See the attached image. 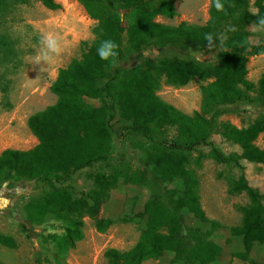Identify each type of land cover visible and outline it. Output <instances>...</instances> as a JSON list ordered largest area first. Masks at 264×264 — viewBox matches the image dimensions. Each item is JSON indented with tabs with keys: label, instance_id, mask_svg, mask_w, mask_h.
<instances>
[{
	"label": "trees",
	"instance_id": "trees-1",
	"mask_svg": "<svg viewBox=\"0 0 264 264\" xmlns=\"http://www.w3.org/2000/svg\"><path fill=\"white\" fill-rule=\"evenodd\" d=\"M6 0H0V5ZM29 0H17L26 3ZM49 10H58L54 0H36ZM88 17L96 22L93 39L83 42L80 57L60 68L50 86L56 101L31 114L26 121L37 139L29 150L5 149L0 154V186L8 182H34L47 189L30 198L19 211V226L33 240V227L47 218L61 223L63 232L50 235L53 257L63 261L83 238V219L95 222L105 232L113 223L99 218L100 208L109 198L119 178L123 183L143 186L150 174L156 182H179L180 189L167 190L162 197L151 195L141 216L145 225L135 245L127 251L107 249L106 264H142L172 254L174 264H214L222 247L212 237L223 229L209 219L200 205L198 179L190 168L193 154L206 148L216 163L241 168L240 161L264 165V150L255 140L264 134V118L258 117L246 128L219 124L224 140L236 145L240 153L225 154L211 140L216 118L226 106H264V72L254 84L247 79L249 58L264 55V32H250L258 17H264V0H223L225 12L209 6L204 25L182 22L176 26L160 24L158 16L177 15V0H77ZM254 7L255 12L251 10ZM233 28V31H229ZM225 33L224 48L217 51L213 64L182 57H143L149 48L209 49L204 34ZM251 36L258 37L253 43ZM106 39L118 45L116 63L131 56L139 58L132 68L115 67L102 61L97 47ZM218 44V42H217ZM205 82L200 87V111L186 114L162 100L157 92L162 83L179 88L190 81ZM88 99H97L93 106ZM118 111L124 129L140 137L134 147L142 153V170L129 166L114 169L110 175H90L93 189L76 194L64 185L73 174L106 162L113 150L111 121ZM173 134H169V132ZM228 193L245 194L248 203L239 207L241 223L229 229L240 239L242 251L232 256L247 261L255 245L264 247V194L248 185L243 174L227 178ZM18 212V211H17ZM197 225L186 227L185 215ZM123 221V220H122ZM0 245L16 249L11 236L0 234Z\"/></svg>",
	"mask_w": 264,
	"mask_h": 264
},
{
	"label": "rangeland",
	"instance_id": "rangeland-1",
	"mask_svg": "<svg viewBox=\"0 0 264 264\" xmlns=\"http://www.w3.org/2000/svg\"><path fill=\"white\" fill-rule=\"evenodd\" d=\"M54 1L60 5V9L49 10L36 0L26 3L6 0L0 5V154L5 149L26 150L34 147L33 137L26 126L27 118L55 103L56 97L50 92V86L58 70L67 66L72 59L80 57L83 42H90L94 37L96 22L88 17L77 0ZM209 6L210 0H177L175 17L158 16L155 21L171 26L182 22L201 26L208 20ZM251 10L256 11L254 7ZM249 31L253 32L250 27ZM47 32L59 35L64 51L54 63L37 65L33 57L39 49L41 36ZM250 40L256 43L258 37L251 36ZM193 52H197V55L194 56ZM186 54L205 64H213L217 59L215 49H189L185 53L175 48H149L142 56L182 57ZM138 63L139 58L136 56L128 57L116 63L109 73H113L115 67L132 68ZM263 72L264 55L249 58L247 79L255 84ZM204 84L199 79L179 88L162 83L157 95L180 111L191 115L200 111V87ZM87 102L93 106L100 105L97 99H88ZM223 109L225 112L216 118L211 140L225 154H239L238 146L224 140L219 124L229 123L237 128H246L258 117L264 118V106L238 105ZM111 127L113 150L110 158L106 162L76 172L64 183L76 194L93 189L90 175H110L114 169L125 166L136 170L143 169L142 153L134 147L140 137L129 134L124 129L117 110L113 114ZM169 134L173 133L170 131ZM255 144L264 150V134L256 138ZM199 152L201 155L198 152L193 154L190 168L195 171L198 179L200 205L209 219L217 221L223 227L212 237L222 247V255L214 264H264V247L260 245L253 247L247 261L232 256L233 253L241 252L242 246L240 239L231 236L229 229L240 225L241 214L238 209L247 205L248 199L245 194H229L226 181L228 177L237 178L243 174L249 186L264 194V165L242 160L240 169L228 167L214 162L208 156V149L201 148ZM27 184L28 187L21 195L7 198V213H0V233L8 231L9 236L15 240L17 247L13 252L19 251L18 264H106L104 253L107 249L127 251L137 242L145 225V218L141 213L151 195L162 197L167 190L181 188L177 181L156 182L150 174L143 186L126 184L119 178L99 212V218L113 221L110 227L100 233L96 230L94 220L85 217L83 238L68 252L63 261H56L53 257V244L48 237L63 232L61 223L47 218L41 225L33 227L34 239L30 240L19 226L21 215L18 218L13 216V212L20 213L26 201L47 190L38 183ZM194 225L197 223L186 214L185 226ZM172 257V254L165 253L159 260L150 259L142 264H174L171 262Z\"/></svg>",
	"mask_w": 264,
	"mask_h": 264
},
{
	"label": "clouds",
	"instance_id": "clouds-1",
	"mask_svg": "<svg viewBox=\"0 0 264 264\" xmlns=\"http://www.w3.org/2000/svg\"><path fill=\"white\" fill-rule=\"evenodd\" d=\"M211 6L215 8L217 12H225V4L223 0H210ZM253 32H264V17H258L250 27ZM229 31H233V28H229ZM227 39L225 33L214 34L208 32L204 34V41L210 50L218 49L219 51H227L224 48V41ZM218 42V44H217ZM119 45L111 39H106L100 42L97 47V55L102 61L111 62L115 65L118 53ZM64 51L61 40L58 34L53 32H47L41 36L39 41V49L36 55L33 57L34 62L37 65L40 64H52L55 62L62 52ZM193 55H197V52H193Z\"/></svg>",
	"mask_w": 264,
	"mask_h": 264
},
{
	"label": "crops",
	"instance_id": "crops-1",
	"mask_svg": "<svg viewBox=\"0 0 264 264\" xmlns=\"http://www.w3.org/2000/svg\"><path fill=\"white\" fill-rule=\"evenodd\" d=\"M254 1L255 0H250L251 3H254ZM32 137H33L32 141L34 142V146H36L38 141L33 135ZM26 150H29V149H26ZM27 187H28V184L26 181H19L16 183L8 182L0 186V213L2 215H5L7 213V211H5V209H7L9 206L7 202V198L8 197L12 198L14 196L21 195V193H23ZM0 234H4L8 236L10 235V233H8V231H5V230L1 231ZM18 255H19V251L13 252V249H8L5 246L0 245V264H18L19 263Z\"/></svg>",
	"mask_w": 264,
	"mask_h": 264
},
{
	"label": "water",
	"instance_id": "water-1",
	"mask_svg": "<svg viewBox=\"0 0 264 264\" xmlns=\"http://www.w3.org/2000/svg\"><path fill=\"white\" fill-rule=\"evenodd\" d=\"M13 216L18 218L20 215L18 212H13Z\"/></svg>",
	"mask_w": 264,
	"mask_h": 264
}]
</instances>
